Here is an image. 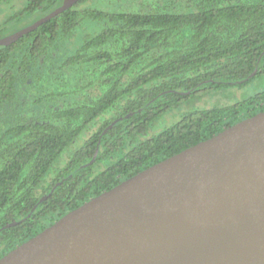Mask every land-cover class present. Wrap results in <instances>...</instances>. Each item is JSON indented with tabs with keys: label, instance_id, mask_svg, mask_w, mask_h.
I'll list each match as a JSON object with an SVG mask.
<instances>
[{
	"label": "trees",
	"instance_id": "obj_1",
	"mask_svg": "<svg viewBox=\"0 0 264 264\" xmlns=\"http://www.w3.org/2000/svg\"><path fill=\"white\" fill-rule=\"evenodd\" d=\"M68 1L0 0V40ZM261 112L264 0H80L1 44L0 259Z\"/></svg>",
	"mask_w": 264,
	"mask_h": 264
},
{
	"label": "water",
	"instance_id": "obj_2",
	"mask_svg": "<svg viewBox=\"0 0 264 264\" xmlns=\"http://www.w3.org/2000/svg\"><path fill=\"white\" fill-rule=\"evenodd\" d=\"M79 1L69 0L0 45ZM0 264H264V112L92 198Z\"/></svg>",
	"mask_w": 264,
	"mask_h": 264
},
{
	"label": "rangeland",
	"instance_id": "obj_3",
	"mask_svg": "<svg viewBox=\"0 0 264 264\" xmlns=\"http://www.w3.org/2000/svg\"><path fill=\"white\" fill-rule=\"evenodd\" d=\"M31 21H34L33 19H31L30 20V22ZM29 22V21H28ZM26 23V22H25ZM32 24V23H31ZM24 26V25H23ZM17 29V28H16ZM16 29H13V30H16ZM248 89H251V88H247V89H245L243 92H235V95H236V97H238V98H241V97H244V96H246L247 94H250L251 92H252V90H248ZM200 102V104H204L205 103V101H202V100H200L199 101ZM210 102H215V99L214 98H212L211 100H210Z\"/></svg>",
	"mask_w": 264,
	"mask_h": 264
}]
</instances>
